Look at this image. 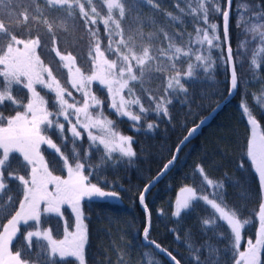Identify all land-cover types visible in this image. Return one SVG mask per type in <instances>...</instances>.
Instances as JSON below:
<instances>
[{
	"label": "snow or ice",
	"instance_id": "1",
	"mask_svg": "<svg viewBox=\"0 0 264 264\" xmlns=\"http://www.w3.org/2000/svg\"><path fill=\"white\" fill-rule=\"evenodd\" d=\"M137 2L138 0H131L133 5ZM185 2L187 3L188 0ZM26 3H28L27 8L24 7ZM39 3L40 0H30V3L29 0H0V106L8 102L14 106L12 111L15 112V115L6 117L3 111H0V217L12 213L16 202V196L11 194L13 189L10 187L8 178L19 182L15 191L18 194L22 193L18 209L11 214L6 223L0 224V264H57V258L59 261H66L69 257L74 258L78 264H85V245L88 237L81 200L85 197L104 199L119 196L114 190H102L97 183H92L89 177L97 170L103 171L112 161L119 164L127 158L131 162L136 156L132 137L122 135L115 126L116 122L105 115L101 106L105 100L109 101L108 107L115 112L116 116L126 117L133 122L135 127L150 112L159 119L171 120L167 105L173 103V100L169 98L157 101L150 96L149 99L154 101L155 106L154 108L145 107L139 95L134 91L132 82L142 79L146 62L154 57L150 54L151 50L148 47L142 48L138 53L130 44L131 37L128 40L124 38L121 25V21L125 18L123 0H104L107 9L106 16L101 15V11L94 6L93 0H44V7L47 11L37 9L32 12L37 22L43 20L49 32L53 31L54 22L48 20L47 16L52 10L64 11L68 17H74L75 10L78 8L79 19L84 22L85 27L98 23L104 25L108 37L107 47H101L98 29L91 32L95 44L89 52L92 61L90 74H84L76 66V58L73 55H61L55 47L52 49L62 62V67L68 70L67 83L71 85V88L62 84L52 69L37 54V49L42 46L40 36L31 35L29 12L31 4L38 5ZM143 3L154 9L159 7L156 0H143ZM196 3L198 5L196 8L189 9V13L195 14L198 22L195 28V39L193 40L190 36L189 43L199 47L193 50L191 46L187 49L176 46L173 37L164 32L168 48L160 49V54L170 60H178L181 55L185 57L194 55L197 63H189L185 74V78L192 81L199 79L201 70L205 74L212 73L217 59L226 65H233V54L230 47L226 57L223 55L218 58L213 57V49L220 47L218 43L220 37L217 35V24L209 19L210 13L222 16L224 40H228L231 0H227V7L222 6L221 0H196ZM177 6L179 7V4ZM17 8H24V10L18 12ZM258 8L259 10L253 13L255 21H264V6H258ZM180 11L184 12L185 9L181 8ZM116 12L119 14L118 17L115 15ZM237 13L240 14L239 8H237ZM5 14L9 17L8 24L3 19ZM13 15L20 28H29L27 38L18 36L10 27ZM169 15L171 17V14ZM171 19L175 20L177 17H171ZM237 26L240 27L239 20ZM246 31L253 33V40L258 41L260 45L252 54V64L255 66L257 55L264 54V23L254 22L251 28H246ZM180 35L182 36L183 33ZM247 43V41L244 42L245 45ZM93 82H97L101 88L106 89L107 97L102 99L93 91ZM237 84L238 77L233 67L229 95L235 92ZM36 85L54 93L51 102L37 91ZM20 88L27 89V95L18 97L16 93ZM168 89L171 92L166 90V95L183 93L184 101H186L187 86L181 82L179 71L169 78ZM73 90L80 93L81 99L75 97ZM260 95L264 97V89H261ZM66 97H71V102ZM134 106L138 108V112L133 110ZM257 106L264 110V99H261ZM240 107L243 114L247 116V123L251 126V136L246 145V156L259 177L260 189L264 194V133L260 131L261 126L246 100L242 99ZM92 109L97 111L93 112ZM59 117H63V122ZM64 122H67V126ZM204 123L205 121L202 120L188 132V135L177 146L176 154L164 165L162 172L156 177L157 180L174 165L180 148ZM156 126L158 125L148 123L147 129L151 131ZM49 129L59 133L63 141L61 145L58 146L53 142L48 132ZM79 129L84 130L88 139V145L83 154L80 152L81 145L77 144L82 140L83 135ZM93 129L96 130L95 133ZM67 133L71 135V154L64 151L69 143ZM45 144L54 149L63 161V167L67 170L66 178L54 175L50 170L41 152V145ZM93 149L98 156L95 163H92L89 158ZM14 154L22 158L17 162L16 168H12V162L16 160ZM114 154L118 155L114 156ZM243 166L244 164L241 163V167ZM86 169L91 170L86 172ZM6 171L7 177L5 176ZM21 171L24 174H20ZM196 171L213 189L212 198L206 194H198L196 188L184 187L181 189L183 195L176 199L172 216L179 219L182 213L190 211L197 201L203 200L214 210L213 215L202 221L204 233L211 231L217 235L218 239H227L228 245L221 249L206 241L200 247H196L189 233L186 248L191 252L190 258L194 264H264L262 260L264 200L258 206V227L255 239L249 238L246 247L241 251L242 230L251 221L240 219V209L227 205L224 183H216L209 179L199 163L196 165ZM153 183L155 180L146 185L145 192ZM5 196H7L6 203ZM144 201L145 195L141 192L140 203L143 205ZM63 205H67L75 215L76 230L69 232L66 224L63 239H56L50 229L41 227L42 216L56 214L62 217ZM145 211L147 212V208ZM218 221L227 226L230 234L222 229ZM30 222L34 223L30 224ZM21 224L27 226L23 232L24 243L13 251L11 246L14 240L18 239V233H21ZM170 231L175 230L170 229ZM148 234L149 227H145L143 235L148 245H155L159 253L166 254L174 264H180V261L176 260V257L161 247L159 243L149 239ZM177 239H179L178 235ZM34 248L35 252H33ZM202 251L207 253L204 258L201 257ZM147 257L146 252L142 260ZM117 264H125L123 254L118 257ZM149 264H151L150 261Z\"/></svg>",
	"mask_w": 264,
	"mask_h": 264
},
{
	"label": "trees",
	"instance_id": "2",
	"mask_svg": "<svg viewBox=\"0 0 264 264\" xmlns=\"http://www.w3.org/2000/svg\"><path fill=\"white\" fill-rule=\"evenodd\" d=\"M123 2L125 3V18L121 21V25L124 30V38L128 40L131 37L130 44L138 53L142 48L148 47L151 50L150 54L154 57L151 61L146 62L142 79L132 82L134 91L139 95L144 106L150 108L155 106L154 101L149 99L150 96L157 101L171 98L173 103L167 105L171 120L159 119L150 112L139 125L134 127L133 122L126 117L116 116L115 112L108 107L109 101L105 100L101 106L105 115L116 122L115 126L120 133L132 137L136 156L131 162L127 158H124L123 162L119 164L112 161L103 171L97 170L94 175L89 177L90 181L97 183L102 190H114L118 192L119 196L118 198L104 199L85 197L81 200L88 237L85 245V264H117L118 257L122 254L125 264H149V261L151 264H169L151 246L143 245L141 242L145 215L143 208L138 204V196L143 186L172 157L174 148L186 131L197 124L203 116L210 113L225 98L228 93V69L226 64L217 59L212 73L205 74L201 70L199 79L192 81L186 79L185 74L188 71L189 63H197L194 55L191 57L181 55L178 60H170L160 54L161 48H168L164 32L173 37L176 46L185 49L191 46L193 50L199 47L189 43L190 36L193 40L195 39V28L198 23L195 14L189 13L190 8L198 6L196 0H188L187 3L185 0H156L159 7L155 9L143 3V0H138L135 5L131 3V0H123ZM221 2L224 6L225 0H221ZM93 4L101 11L102 16H106L107 9L104 0H93ZM258 6H264V0H232L228 43L238 77L235 94L222 105L206 125L201 127L200 132L193 139L182 146L172 168L145 197V206L150 214L149 239L159 243L161 247L175 256L180 264H194L190 258L192 254L186 248L189 233L191 241L196 247H200L206 241L221 249L228 245L227 239H218L217 235L211 231L207 234L204 233L202 221L213 215L214 210L203 200L197 201L192 209L182 213L179 219L172 216L173 202L177 190L182 186L196 188L198 194H206L212 198L213 189L196 171L198 163L202 165L209 179L226 185L224 191L227 205L238 207L240 209L239 218L251 221L242 230L240 250H244L245 242L249 238L255 239L258 227V206L264 200V194L260 189L259 177L246 156V145L250 138L251 126L247 123V116L243 114L240 105L242 99L246 100L261 126L260 131L264 133V110L257 106L260 100L264 99L260 95L261 89H264V54L257 55V65L253 66L252 54L260 45L258 41L253 40V33L246 31V28H251L254 22L264 23V21H255L253 13L259 10ZM24 7L27 8L28 3ZM181 8L185 11L181 12ZM237 8L240 9L239 15ZM37 9L47 11L44 7V0H40L38 5L31 4L29 12L31 35L33 37L39 35L42 41V46L37 49V54L52 69L61 83L71 88V85L67 83L68 70L62 67V62L52 49L55 47L61 55H73L76 58V66L84 74H90L92 61L89 52L95 44L91 32L98 29L101 47H107L108 37L104 25L98 23L85 27L84 22L79 19L78 8L75 10L74 17H68L64 11L52 10L47 16L48 20L54 22L53 31L49 32L43 20L37 22L32 16V12ZM23 10L24 8H17L18 12ZM169 14L177 19H171ZM115 15L118 17V12ZM3 19L6 24L9 23L7 14L3 16ZM209 19L218 26L217 35L220 37L218 41L220 47L213 49V57L218 58L221 55L224 56L221 16L210 13ZM238 20L240 27L237 26ZM10 27L22 38L29 36V28H20L14 15ZM181 33H183L182 36ZM245 41L248 42L246 45ZM2 42L6 43V41ZM177 71L181 73V82L187 86L186 101H184L183 93L166 95V90L171 92L168 89L169 78L175 76ZM137 73H139L138 69ZM35 87L50 102L54 98V93L48 92L40 85ZM92 89L102 99L107 97L106 89L101 88L97 82H93ZM16 95L18 97L27 95V89L20 88ZM74 95L77 99H81L80 93L74 91ZM66 98L71 102V97ZM13 107L10 103L5 102V105L0 106V111H3L6 117L15 115V112L12 111ZM133 110L138 112V108L135 106ZM91 111L97 110L92 109ZM59 119L63 122V117H59ZM64 123L67 126V122ZM148 123L158 126L149 131ZM79 130L83 135L82 140L77 144L81 145L80 152L83 154L84 149L87 148L88 139L84 130ZM48 132L50 138L58 146L63 143L58 132L53 129H49ZM93 132L95 133L96 130L93 129ZM67 137L69 143L64 151L71 154L70 133H67ZM101 151L103 150L101 149ZM41 152L53 174L66 178L67 170L63 167V161L55 150L45 144L41 145ZM14 155L16 160L12 162V168H16L17 162L22 160L18 154ZM116 155L118 154H114V156ZM89 158L92 163L98 160L95 149L91 151ZM241 163L244 164L243 167H241ZM90 170L86 169L85 171ZM20 174H24V172L21 171ZM5 176L7 177V171ZM8 182L13 189L11 194L16 196V202L13 205L12 213L0 217V224L6 223L11 214H14V211L19 207V199L22 198V193L18 194L15 191L19 182L10 178H8ZM4 200L6 203L7 196ZM61 210L62 217L56 214L42 216L41 227L50 229L56 239H63L66 224L69 231L76 229V219L71 209L67 205H63ZM32 223L34 222H30V224ZM219 223L222 229L230 234L227 226L223 222ZM20 228L21 233H18V239L14 240L11 246L13 251L21 243H24L23 232L27 226L21 224ZM170 229L175 231H170ZM177 235L179 239H177ZM33 242L35 243V240ZM35 251L34 248L33 252ZM146 252L148 257L142 260L143 254ZM206 255V252H201L202 258ZM262 260H264V252H262ZM57 264L78 263L74 258L69 257L66 261H59L57 258Z\"/></svg>",
	"mask_w": 264,
	"mask_h": 264
},
{
	"label": "water",
	"instance_id": "3",
	"mask_svg": "<svg viewBox=\"0 0 264 264\" xmlns=\"http://www.w3.org/2000/svg\"><path fill=\"white\" fill-rule=\"evenodd\" d=\"M231 2H232V0H231ZM225 7H227L228 6V4H227V0H225V5H224ZM229 12H230V8H229ZM221 32H222V34H223V38H224V22H223V18H222V16H221ZM229 43H228V40H224V56L226 57L227 55H228V49H229ZM234 67V64L232 65V66H229V65H227V69H228V75H229V78H228V93H227V95L225 96V98L224 99H222L211 111H210V113H208V114H206L205 116H203L199 121H198V123L197 124H200V122L202 121V120H204L205 121V123H204V125H206L212 118H213V116L216 114V112L222 107V105L226 102V101H228V100H230L233 96H234V94H235V92L232 94V95H229V91H230V80H231V73H232V68ZM236 91V90H235ZM197 124H195V125H197ZM195 125H193V126H191L187 131H186V133H185V135L181 138V140L179 141V143L177 144V146L178 145H180V142L184 139V137L185 136H187L188 135V132L195 126ZM200 130H201V128L189 139V140H191V139H193L199 132H200ZM189 140H187L185 143H187ZM184 143V144H185ZM183 144V145H184ZM177 146L174 148V151H173V155L174 154H176V148H177ZM182 148V147H181ZM180 148V149H181ZM180 151V150H179ZM172 155V156H173ZM170 159H172V157L170 158ZM169 159V160H170ZM168 160V161H169ZM168 161L165 163V164H167L168 163ZM164 164V165H165ZM164 165H163V167L143 186V188H142V190H141V192H144V195H145V197H146V194L169 172V170L172 168V166L170 167V169L168 170V171H166V172H164V174L163 175H161L160 176V178L157 180L156 179V177L158 176V174H160L161 172H162V170H163V168H164ZM155 180V183H153L152 185H151V187H149L148 189H147V191L145 192V187H146V185H148L151 181H154ZM138 204L143 208V211H144V215H145V226H144V228L145 227H149L150 228V214H149V211H148V209H147V212L145 211V208H147L146 206H145V201H144V204L142 205L141 203H140V194H139V196H138ZM144 228H143V230H142V233H141V242H142V244L143 245H148L146 242H145V239H144V235H143V232H144ZM149 246H151L152 248H153V250L157 253V254H159V255H161V256H163L165 259H166V261L169 263V264H174V262L173 261H171V259L166 255V254H164V253H159L158 252V250H156L155 249V245H149Z\"/></svg>",
	"mask_w": 264,
	"mask_h": 264
},
{
	"label": "rangeland",
	"instance_id": "4",
	"mask_svg": "<svg viewBox=\"0 0 264 264\" xmlns=\"http://www.w3.org/2000/svg\"><path fill=\"white\" fill-rule=\"evenodd\" d=\"M250 136H251V127H250ZM184 187H190V186L185 185V186L180 187V188L177 190L176 197H175L174 202H173V209H172V212H173V210H174V206H175V202H176L177 197L183 195V193H181V189L184 188ZM45 229H48V228H45ZM75 230H76V229H75ZM75 230H73V231H69V230H68V231H69V232H74ZM245 244H247V241L245 242ZM77 263H78V262H77Z\"/></svg>",
	"mask_w": 264,
	"mask_h": 264
}]
</instances>
